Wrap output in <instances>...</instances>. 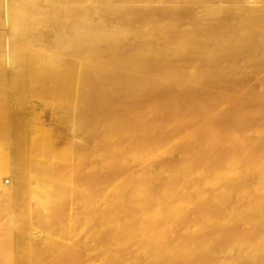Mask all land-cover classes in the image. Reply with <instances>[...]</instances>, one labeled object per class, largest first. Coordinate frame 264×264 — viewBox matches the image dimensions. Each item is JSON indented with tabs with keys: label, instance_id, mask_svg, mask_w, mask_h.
I'll return each instance as SVG.
<instances>
[{
	"label": "bare ground",
	"instance_id": "6f19581e",
	"mask_svg": "<svg viewBox=\"0 0 264 264\" xmlns=\"http://www.w3.org/2000/svg\"><path fill=\"white\" fill-rule=\"evenodd\" d=\"M0 264H264V0H0Z\"/></svg>",
	"mask_w": 264,
	"mask_h": 264
},
{
	"label": "rangeland",
	"instance_id": "374dc122",
	"mask_svg": "<svg viewBox=\"0 0 264 264\" xmlns=\"http://www.w3.org/2000/svg\"><path fill=\"white\" fill-rule=\"evenodd\" d=\"M253 78L254 77L250 78L251 79L250 83H253L255 81V78H254V80H253ZM37 101H38V99L36 100V98H35V100H34V98H32V103L34 104V107L37 109V112L39 113V114L36 113L39 116V117L37 116V119L39 121H37L35 123V125L42 129L43 134L44 133L46 134L47 132H50L52 130H55V131L57 130L58 132H61V133H64V134L69 133L63 127H59V126L56 127V125L53 123L52 118H51V116L49 114L50 112L47 109H43L42 108V104L41 105L39 104L40 101H38V102ZM39 108H40V110H38ZM63 130H65V131L63 132Z\"/></svg>",
	"mask_w": 264,
	"mask_h": 264
}]
</instances>
